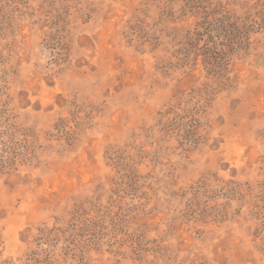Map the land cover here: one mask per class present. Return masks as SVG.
<instances>
[{
  "label": "rangeland",
  "instance_id": "rangeland-1",
  "mask_svg": "<svg viewBox=\"0 0 264 264\" xmlns=\"http://www.w3.org/2000/svg\"><path fill=\"white\" fill-rule=\"evenodd\" d=\"M0 264H264V0H0Z\"/></svg>",
  "mask_w": 264,
  "mask_h": 264
}]
</instances>
